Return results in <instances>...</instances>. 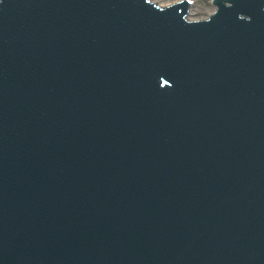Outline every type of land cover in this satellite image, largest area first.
Here are the masks:
<instances>
[{"label": "water", "instance_id": "1", "mask_svg": "<svg viewBox=\"0 0 264 264\" xmlns=\"http://www.w3.org/2000/svg\"><path fill=\"white\" fill-rule=\"evenodd\" d=\"M231 2L2 0L0 264H264L263 1Z\"/></svg>", "mask_w": 264, "mask_h": 264}, {"label": "rangeland", "instance_id": "2", "mask_svg": "<svg viewBox=\"0 0 264 264\" xmlns=\"http://www.w3.org/2000/svg\"><path fill=\"white\" fill-rule=\"evenodd\" d=\"M158 1L161 3H167V2H174L177 0H158ZM214 10L215 7L212 5L210 0H195L193 11L196 13V17L194 19L197 20L203 19L206 15L210 13V11H214Z\"/></svg>", "mask_w": 264, "mask_h": 264}, {"label": "bare ground", "instance_id": "3", "mask_svg": "<svg viewBox=\"0 0 264 264\" xmlns=\"http://www.w3.org/2000/svg\"><path fill=\"white\" fill-rule=\"evenodd\" d=\"M169 3H170V2L165 3L164 6H165V5H168ZM190 13H191L190 15H193V14H194V13L192 12V10H190Z\"/></svg>", "mask_w": 264, "mask_h": 264}, {"label": "snow or ice", "instance_id": "4", "mask_svg": "<svg viewBox=\"0 0 264 264\" xmlns=\"http://www.w3.org/2000/svg\"><path fill=\"white\" fill-rule=\"evenodd\" d=\"M0 2H2V0H0Z\"/></svg>", "mask_w": 264, "mask_h": 264}]
</instances>
